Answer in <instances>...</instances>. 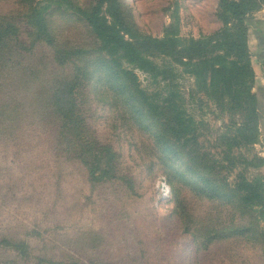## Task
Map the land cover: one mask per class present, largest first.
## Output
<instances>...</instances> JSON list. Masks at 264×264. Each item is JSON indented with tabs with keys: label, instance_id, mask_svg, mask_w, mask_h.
I'll return each instance as SVG.
<instances>
[{
	"label": "rangeland",
	"instance_id": "374dc122",
	"mask_svg": "<svg viewBox=\"0 0 264 264\" xmlns=\"http://www.w3.org/2000/svg\"><path fill=\"white\" fill-rule=\"evenodd\" d=\"M33 1L38 7H49V32L62 49L59 60L67 59V65L56 67L51 62L52 51L42 46L33 59L16 60L24 68L32 65L29 79L42 83L54 73L78 77L75 91L79 90L89 127L119 155L118 169L126 180L97 176L93 180L80 160L55 142L52 124L45 123L42 104L48 87H30L32 80L26 70L12 71L8 85L0 87V109L16 106L12 114L0 116V264H264L262 244L211 239L223 230L230 233L236 219L243 225L251 217L258 219L254 211H247L241 219L237 208L236 195L242 193L236 192L235 185L246 164H226L217 170L222 187L235 190L234 203L203 200L194 188L206 183L202 174L193 173L186 154L193 142L186 149L170 152L169 164L167 159L159 161L147 125L127 124L120 107L104 99L97 89L121 87L119 83L126 78L131 87L138 83L155 101L168 95L169 87L180 90L187 99V113L196 121L199 151L211 152L217 159L226 149L219 137L226 133L227 124L241 121L242 115L217 107L198 92L195 77L185 65L175 62L178 75L169 77V54H148L162 68L155 77L121 55L103 51L100 39L84 19V13L98 10L115 22L111 12H116L129 27L130 36L123 32L127 38H162L178 16L180 35L198 39L222 28L217 16L219 0ZM15 7L14 0H0V28L5 20L17 17L11 12ZM256 13L254 20L261 19ZM13 21L11 44H28L32 28L22 18ZM251 34L250 41L256 40L253 29ZM256 43H251L253 52L258 49ZM127 72L135 73L138 80ZM16 76L23 79L15 81ZM100 77L106 81L101 83ZM255 91L262 105L261 141L252 151L245 147L234 150L249 160L255 153L264 156V90L255 87ZM260 174H264V166L252 165L246 173L251 180ZM171 179L178 186L185 184L181 204L176 202Z\"/></svg>",
	"mask_w": 264,
	"mask_h": 264
},
{
	"label": "trees",
	"instance_id": "16d2710c",
	"mask_svg": "<svg viewBox=\"0 0 264 264\" xmlns=\"http://www.w3.org/2000/svg\"><path fill=\"white\" fill-rule=\"evenodd\" d=\"M14 3L16 7L11 12L17 17L11 18V22L5 20L0 28V87H6L12 71L19 68L28 72V79L32 78V65L24 68V64L18 62L16 57H20L21 60L33 59L38 46L50 48L51 62L56 67L66 64L67 61L59 60L57 55L62 49L49 32L46 18L49 7H38L33 0H14ZM263 7L264 0H219L217 16L223 24L222 28L198 39L184 38L180 35L178 16L166 27L162 38L139 35L127 38L123 32L129 33V27L116 12H111L116 19L115 22L108 21L98 10L84 13V19L100 39L103 51L106 50L112 55L119 54L130 64L152 73L155 77L160 74L162 68L148 54L153 52L169 54V58H172L169 59V77L172 76L173 79L178 75L175 62L185 65L188 67L187 72L195 77L198 92H203L217 107L222 106L231 113L242 115L241 121L234 119L227 124L226 133L219 137V142H223L222 145H225L226 149L224 156L217 159L211 152L199 151L196 121L187 113L185 106L187 99L180 90L169 87V97L158 96L155 101L156 97H152L151 100L138 83L136 87H131V82L126 78H122L119 83L121 87L97 89L104 99L111 100L116 108L120 107L121 116L127 124L147 125L146 129L154 138L151 147L159 161L167 159L169 164L170 152L177 148L186 149L188 142H193L191 147L187 148L186 154L193 165V173L202 174L201 180L206 183L204 187L194 188L196 195L203 200L234 203L235 190L222 187L217 170L226 168V164L230 166L246 164L235 185L238 187L236 192L239 190L242 193L236 195V198L239 197L237 208L241 211L239 215L241 219L247 211L256 212L258 219L251 217L244 225L240 223V219H236L230 233L223 230L211 239L231 238L245 241L247 244H262L264 249V225L261 223L264 224V174L254 177L253 180L246 175L252 165L259 168L264 166V156L255 153L253 159L249 160L234 153L235 149L244 147L252 151L255 144L261 141L262 105L259 94L255 91L256 73L252 65L249 34L253 27L259 43L264 45V21L253 18V15ZM18 17L25 20L34 32L28 33V44H11L15 34L12 29L15 27L13 20ZM66 54L73 55L68 52ZM127 73L134 80H138L135 73ZM20 79L23 77H15V81ZM29 80H32L30 87H48L47 91H44L43 114L46 118L45 123L50 122L53 130H56L55 142L79 159L93 180H97L95 176L126 180L118 169L119 155L113 151L109 143L98 139L89 127L87 117L80 107L79 90L75 91L78 77L76 75L63 77L54 73L48 79L45 77L43 83L36 79ZM104 81L106 80L100 77V82ZM109 83H112L111 78ZM80 98L82 100L85 95ZM15 108L16 106L10 104L4 106L0 109V116L7 117ZM68 131L73 134H69ZM169 176L172 177L171 174ZM171 182L175 189L176 202L181 204L185 184L178 186L175 179H171ZM129 185L132 183L129 182ZM220 222L223 221L220 219Z\"/></svg>",
	"mask_w": 264,
	"mask_h": 264
},
{
	"label": "crops",
	"instance_id": "0c3cea01",
	"mask_svg": "<svg viewBox=\"0 0 264 264\" xmlns=\"http://www.w3.org/2000/svg\"><path fill=\"white\" fill-rule=\"evenodd\" d=\"M257 16H260L262 21H264V7L259 10L256 13ZM252 29L255 32V38L257 40V46L256 48H258L255 52L252 51V47H251V43L255 42L256 40H252L250 41V35L252 32ZM249 47L251 50V57H252V65L254 68V71L256 73V83H255V87L257 88H262L264 90V45H261L259 43V40L256 36V30L252 27L250 30V34H249Z\"/></svg>",
	"mask_w": 264,
	"mask_h": 264
}]
</instances>
